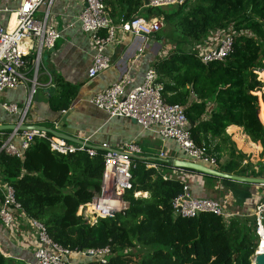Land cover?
<instances>
[{"label":"trees","instance_id":"trees-1","mask_svg":"<svg viewBox=\"0 0 264 264\" xmlns=\"http://www.w3.org/2000/svg\"><path fill=\"white\" fill-rule=\"evenodd\" d=\"M146 1L104 3L114 23L160 17L193 45V51L175 49L154 64L157 83L168 104L184 108L197 145L212 149L219 162L225 148H231L229 163L218 170L246 174L250 167L242 165L245 156L227 129L242 128L261 146L264 157V82L258 76L264 71V0H186L181 6L144 8ZM231 30L236 36L232 54L224 61L204 64L201 48L216 31ZM58 86L60 93L52 97L51 108L67 111L78 89L60 82ZM51 137H36L23 158L0 152V167L2 181L14 188L26 216L43 224L60 246L73 252L110 247L107 264H253L258 245L254 216L230 222L213 214L174 217L172 202L186 184L174 171L199 174L175 169L171 161L157 160L156 169L135 160L132 189L124 194L127 208L92 226L77 214L101 191L104 152L98 151L96 157L86 150L62 155L52 151ZM0 264L21 263L0 252ZM84 264L100 263L88 259Z\"/></svg>","mask_w":264,"mask_h":264},{"label":"built area","instance_id":"built-area-1","mask_svg":"<svg viewBox=\"0 0 264 264\" xmlns=\"http://www.w3.org/2000/svg\"><path fill=\"white\" fill-rule=\"evenodd\" d=\"M55 1L0 0V95L21 86L29 90L30 99L23 111L17 104H2L4 111L19 116L18 122L15 123L18 126L25 124L29 105L39 87L38 77L32 79L29 77L30 67L35 62L39 67L44 53L52 51L61 38V33L50 23ZM185 1L147 0L144 8L181 6ZM83 2L85 7L78 17V22L82 32L89 36L94 51L93 61L88 70L90 80L111 68V57L106 54V49L117 42L119 31L132 34L142 41H148L164 27L163 18L160 17H136L114 23L104 0H83ZM235 37L232 30L216 31L210 42L199 52L202 62L209 64L228 58L233 52ZM142 51L143 48L140 49V52ZM157 80L158 74L155 68L146 71L143 82L139 85H133L132 77L126 74L97 93L90 103L111 118L132 120L143 130L151 131L163 140L175 142L183 154L181 160L218 169L220 162L216 154L212 149L194 142L184 108L165 101L163 87L157 83ZM36 137L46 138L47 134L17 130L0 133V152L11 157L23 158ZM18 138L21 139L19 147L15 144ZM49 141L52 151L62 155L85 150L90 157L98 155L96 149L63 139L51 137ZM100 148L104 152L101 191L89 204L80 207L77 214L92 226L100 219L113 218L127 208L124 194L132 189L133 169L136 168L135 160L130 157L142 153L141 148L135 143L124 144L117 148L104 143ZM159 157L165 160L166 155L162 152ZM151 162L145 160L147 168L158 169L156 165H150ZM0 193L3 198L0 205V221L3 227L9 232H15L22 227L29 229L35 241L33 257L36 264H82L73 260L74 255L83 261L93 259L100 264L108 263L112 255L110 247L73 252L53 241L43 224L28 218L23 212L16 201L14 188L2 181L1 167ZM172 207L176 218H196L202 214H213L227 221L231 217L218 201L193 195L187 183L183 193L173 200ZM254 218L258 245L252 257L253 264L257 255L264 254V196L256 207Z\"/></svg>","mask_w":264,"mask_h":264},{"label":"crops","instance_id":"crops-1","mask_svg":"<svg viewBox=\"0 0 264 264\" xmlns=\"http://www.w3.org/2000/svg\"><path fill=\"white\" fill-rule=\"evenodd\" d=\"M84 7L83 0L55 1L51 10L50 23L61 33V38L52 51L44 53L43 71L39 75V87L35 94L38 97L34 104L29 105L25 124H36L54 129L94 147L107 143L112 148H117L124 144L135 143L142 151L136 156L143 160H161L157 159L158 155H153L160 152L172 154L171 157H167V154L166 161L181 159L183 154L175 142L163 140L159 135L143 130L132 120L111 118L90 103L97 93L111 86L126 74L132 77L133 85L141 84L146 71L154 68V64L160 59V50L153 38L142 41L132 34L119 31L117 42L106 49V54L111 57V68L90 80L88 70L93 61L94 51L89 36L82 32L78 22V17ZM141 48H143L142 52H140ZM263 74L264 72H258L260 80ZM58 82L78 89L67 111L54 112L51 108L52 97L60 93ZM29 99V90L24 86L1 94L0 124H15L19 119L18 115H11L4 111L2 104H17L23 111ZM227 134L235 143L238 152L246 157H252V161L255 155L261 154V146L253 143L244 134L242 128L230 126ZM20 142L21 139L18 138L15 144L19 147ZM173 150L174 152L171 153ZM154 156L156 159L153 158ZM229 161V155L225 152L219 167L228 164ZM174 172L178 178L189 185L196 197L218 201L231 216L228 222L235 218H253L256 207L264 196V186L221 179L211 181L202 175L183 171ZM242 176L264 178L258 171L251 170ZM34 249L35 241L28 228L22 227L15 232H9L0 221V252L6 258H11L16 263L36 264L33 257ZM73 260L76 263H85L77 255H74Z\"/></svg>","mask_w":264,"mask_h":264},{"label":"water","instance_id":"water-1","mask_svg":"<svg viewBox=\"0 0 264 264\" xmlns=\"http://www.w3.org/2000/svg\"><path fill=\"white\" fill-rule=\"evenodd\" d=\"M16 130L20 132H42L45 134H50L53 137L71 142L73 144L85 146L87 148L96 149L98 151L102 150L100 147L91 146L85 143L84 141L74 138L65 133H62V132H59V131H56L54 129H50L47 127L39 126L36 124H32V125L21 124L20 126H18L17 124H0V133L14 132ZM130 158L133 160H143L142 158L136 155H133ZM171 163L175 169L193 171L202 176H209V177H213L216 179L229 180V181L244 183V184L264 186V178H250V177H243V176L227 174L217 169L207 167L201 164H197V163H194L188 160L175 159V160H172ZM254 264H264V254L263 253L255 257Z\"/></svg>","mask_w":264,"mask_h":264},{"label":"rangeland","instance_id":"rangeland-1","mask_svg":"<svg viewBox=\"0 0 264 264\" xmlns=\"http://www.w3.org/2000/svg\"><path fill=\"white\" fill-rule=\"evenodd\" d=\"M38 16L39 15H37V17ZM153 41L156 42V45H157V47L160 50L159 51L160 52V55H159L160 59L163 58V57H166L171 51H173L175 49H180L181 51H184V52H190V51H193V49H194V47H193V45L191 43H188L187 41H185V38L181 35V33H180V31L178 29H176L175 27L168 26L167 24L164 25L160 36H157L156 38H153ZM43 57H44V55H43ZM43 57H42V59L40 61L39 67H37V63L36 62L33 63L32 66L30 67L29 77L31 79L34 78L35 76L38 77V79L40 78L39 75L43 71ZM262 72H264V71H262ZM262 77L263 78H261V81L264 82V76L262 75ZM263 91H264V88H263ZM37 97L38 96H36V95L33 96L31 104L35 103ZM261 102L263 104V112H264V101H263V99H261ZM172 149H174V148H172ZM225 149L226 150L224 151V153L227 152V154L229 155V153H230L229 150L231 148L227 147ZM166 152H167V150H166ZM173 152H174V150L171 153H173ZM224 153L221 154L222 158L224 157ZM160 154H161V152L158 153V154L154 153L153 155H158L157 159H160V157H159ZM167 154L168 153H165L166 156H167ZM171 155L172 154H170V155L168 154L167 157H171ZM254 157H253L254 161H252V157L249 158V157L245 156V158L242 160V165H244V166H246V165L248 166L249 165L251 171H254V172L258 171V173H260L261 175L264 176V157H261V154L260 155H255ZM153 158L156 159V156H154ZM161 160H164V159H161ZM158 161H160V160H158ZM155 163H157L156 160L152 161L150 163V165H156ZM141 195H142V197H148V193H144V194L143 193H138V196H141Z\"/></svg>","mask_w":264,"mask_h":264},{"label":"bare ground","instance_id":"bare-ground-1","mask_svg":"<svg viewBox=\"0 0 264 264\" xmlns=\"http://www.w3.org/2000/svg\"><path fill=\"white\" fill-rule=\"evenodd\" d=\"M260 251L262 252L263 250L261 249Z\"/></svg>","mask_w":264,"mask_h":264}]
</instances>
